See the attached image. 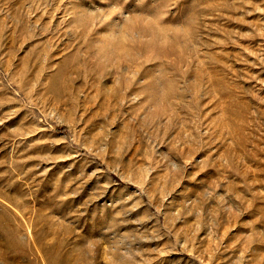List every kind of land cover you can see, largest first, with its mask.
I'll list each match as a JSON object with an SVG mask.
<instances>
[{
	"label": "rangeland",
	"instance_id": "1",
	"mask_svg": "<svg viewBox=\"0 0 264 264\" xmlns=\"http://www.w3.org/2000/svg\"><path fill=\"white\" fill-rule=\"evenodd\" d=\"M0 264H264V0H0Z\"/></svg>",
	"mask_w": 264,
	"mask_h": 264
}]
</instances>
